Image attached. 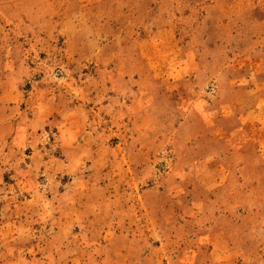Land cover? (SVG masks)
<instances>
[{
  "label": "rangeland",
  "instance_id": "374dc122",
  "mask_svg": "<svg viewBox=\"0 0 264 264\" xmlns=\"http://www.w3.org/2000/svg\"><path fill=\"white\" fill-rule=\"evenodd\" d=\"M0 264H264V0H0Z\"/></svg>",
  "mask_w": 264,
  "mask_h": 264
}]
</instances>
